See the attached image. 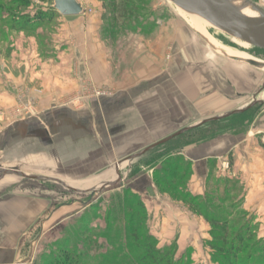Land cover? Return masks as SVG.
<instances>
[{
	"label": "rangeland",
	"instance_id": "374dc122",
	"mask_svg": "<svg viewBox=\"0 0 264 264\" xmlns=\"http://www.w3.org/2000/svg\"><path fill=\"white\" fill-rule=\"evenodd\" d=\"M13 1L0 0V176L3 170L14 168L13 162H9L12 154L5 155L2 151L6 146L8 129L19 123L42 120L48 110H70L78 114L93 112L95 116L97 110H102L103 99L112 98L119 91L130 90L134 86H145L147 92L152 91L148 94L153 95L158 89L164 94L168 90L170 98L173 95V105L177 106L183 97L182 92L189 91L193 113L196 112L194 107L198 102L199 88L202 92L204 89L208 91L213 80L208 73L205 77L207 70L216 67L226 69L231 64H237L243 70L253 68L264 72L216 51L194 29L177 4L170 0H116L115 6L111 0H77L83 12L75 16H63L56 10L55 0H30L28 7H13ZM248 1L264 8V0ZM128 9H132L133 13L127 12ZM16 11L17 14L24 12L31 18L42 12L47 19L43 25L33 22L31 26L35 27L32 30H16L13 26L19 19L10 15ZM200 19L204 33L221 47L264 62V53L258 48L236 40L214 28L204 18ZM254 96V101L264 105V81ZM44 100L48 101V105L45 103L43 108L39 105L43 106ZM210 104L207 100L205 107L208 109L215 105L213 102ZM123 112L124 118L133 117V110L125 109ZM199 122L175 125L174 129L179 128L173 133ZM166 145L148 152L146 159L144 155L122 163L128 157H113L112 166H109L111 170L104 176L106 182H110L106 185L115 184L109 188H103L105 184L100 183L101 179L71 181L70 188L55 182L33 183L29 178L16 174H8L0 180V194L27 190L46 203L35 229L32 228L23 237L25 246L20 258L26 264H47L46 261L53 255L64 252L65 246L76 244L77 248L86 251L82 254L85 258L83 264H105L107 261L102 254L110 250L114 256V251H120V248L119 263L128 264L134 245L127 242V237L136 227L141 234L148 232L153 236L161 250L173 251L176 260H181L183 264H225L221 258L215 257L210 246L213 237L212 226L208 222L209 228L203 230L202 237H182L183 228L195 223L192 210L170 203L171 208H162L159 219L154 216L155 205L148 203L146 197L133 189V179L150 172L157 182H164L159 186L160 190L157 189L162 199L182 202L179 194L167 188L171 184H186L188 188L189 180L173 181L171 176L177 171L176 166L179 178L189 171L182 157L166 151ZM94 152L97 153V150ZM19 154H13V158ZM134 171H138L137 175L131 176ZM12 177L15 182H5ZM27 182L33 185L30 187ZM4 202L5 196H0V204ZM35 207L42 208L40 204ZM215 209L217 214L223 215L218 205ZM171 210L181 213V221L172 219ZM238 214L242 215V211ZM167 216L172 220L164 222ZM130 219H134L132 226ZM242 222V226L248 225L245 223L247 219ZM249 226L257 235L251 245L264 248L259 225L253 220ZM68 239L69 243L66 242ZM255 262L264 264L260 260Z\"/></svg>",
	"mask_w": 264,
	"mask_h": 264
},
{
	"label": "crops",
	"instance_id": "0c3cea01",
	"mask_svg": "<svg viewBox=\"0 0 264 264\" xmlns=\"http://www.w3.org/2000/svg\"><path fill=\"white\" fill-rule=\"evenodd\" d=\"M227 67H216L204 73L205 77L208 73L213 80L210 89H204L205 93L199 88L198 102L194 107L196 112L191 113L189 91L182 92L183 97L177 106L173 105V95L170 98L168 90L164 94L158 89L153 95L148 94L152 91L147 92L145 86H134L130 90L119 91L112 98L103 99L102 110H97L95 116L93 112L78 114L70 110H48L42 120L19 123L6 132V146L2 151L5 155L12 154V159H8L13 162L12 167L20 165L18 168L24 171L27 167L24 172L31 175L55 177L69 188V182L78 180L101 179L102 184L110 183L104 176L111 170L113 157L124 159L145 150L174 134L179 128L174 129L175 125L203 122L253 104L257 88L264 81V72L253 68L243 70L237 64ZM207 100L215 105L207 109ZM43 103L39 106L44 108L48 105L47 100ZM259 105L244 113L199 126L169 141L164 147L174 156L182 157L187 164L189 193L202 197L211 183L218 184L216 188L221 191L229 184L231 197L236 196L240 210L259 225L260 235L264 237V105ZM125 109L133 110L131 119L128 116L124 118ZM13 154L19 155L13 158ZM145 155L146 159L147 153ZM99 173L102 175L94 176ZM15 181L14 177L5 180L6 183ZM132 184L136 193L155 205L154 216L159 219L162 208H171L170 203L189 210L182 202L162 199L150 172L135 177ZM27 185L31 187L33 184L27 182ZM0 196H5V202L0 204V264H26L20 258L25 246L23 237L40 221L46 203L27 190L1 193ZM38 204L42 206L40 210L35 207ZM170 213H173L172 219L181 221V213L177 214L175 210ZM191 213L195 223L183 228L182 237H202L203 230L209 225L203 217ZM170 219L167 216L163 221Z\"/></svg>",
	"mask_w": 264,
	"mask_h": 264
},
{
	"label": "trees",
	"instance_id": "16d2710c",
	"mask_svg": "<svg viewBox=\"0 0 264 264\" xmlns=\"http://www.w3.org/2000/svg\"><path fill=\"white\" fill-rule=\"evenodd\" d=\"M116 5V0H111ZM30 0H14L12 6H23L28 7L30 5ZM2 8V6H0ZM23 9H20L22 11ZM133 13L132 9H128L127 12ZM17 14L13 12L11 17L13 19H19L18 22H15L13 29L16 30H32L34 29L35 23L43 25L47 19L46 14L42 12L39 13L34 18H31L27 14ZM127 16V15H126ZM116 17V16H115ZM52 20V16H50ZM21 21V24L19 23ZM34 22V24H32ZM260 52L264 51L257 49ZM160 147V146H158ZM156 147V148H158ZM174 175L171 176L173 181H186L189 180V172L183 176L178 175V166L175 167ZM138 171L132 172L131 176L137 175ZM180 179V180H179ZM154 182L158 190L159 186L164 184L163 181L160 182L155 179ZM185 183V182H183ZM218 184L211 183L209 189L205 196L194 197L188 192L186 184L177 185L171 184L167 189L173 190L182 198V203L189 207L190 210L195 212L198 216L203 217L211 226H212V237L213 241L211 242V247L215 253V257L221 258L225 264H255L256 260L263 261L264 263V248L259 249L257 245H251L257 237L256 233L251 231L250 223L252 219L248 220L249 217L245 211L240 210L239 204L237 203L236 196L231 197L230 190L232 189L229 184L226 188L221 191L219 188H216ZM181 191V193H180ZM223 193V194H222ZM222 195V196H221ZM215 205H218V210L223 212V215L217 214ZM142 206V204L140 205ZM227 207V211L225 208ZM141 208V207H140ZM141 210H143L141 208ZM239 211H242V215L238 214ZM226 214V217L224 216ZM244 215V216H243ZM241 218L237 219L238 217ZM247 219L248 225L242 226V221ZM238 220V221H237ZM129 224L131 226L134 223V219H130ZM240 227L239 229H237ZM83 235V234H82ZM70 239L66 240L69 243ZM261 241V240H260ZM127 242L134 245V252L131 253V256L128 258V264H183L181 260L177 261L175 253L173 251H164L159 248L157 240L148 234H141V231H138L137 228L131 231V234L127 237ZM98 242H96L97 244ZM76 248H73V247ZM132 246V245H130ZM119 249L113 252L107 251V253L102 254L107 261L105 264H120V255L121 252ZM84 249L77 248V245H67L65 246L64 252L59 255L55 254L52 258L46 261L47 264H83L85 261ZM125 253V252H124ZM117 255V256H115ZM127 261V260H125ZM118 262V263H117ZM91 263V262H90ZM186 264V263H185Z\"/></svg>",
	"mask_w": 264,
	"mask_h": 264
},
{
	"label": "water",
	"instance_id": "95a60500",
	"mask_svg": "<svg viewBox=\"0 0 264 264\" xmlns=\"http://www.w3.org/2000/svg\"><path fill=\"white\" fill-rule=\"evenodd\" d=\"M170 1H173L175 3H178L186 7L189 11L196 13L197 15L204 18L214 28L231 36L232 38L242 41L250 46H253L255 48L264 51V9L258 6L257 4H254L247 0L263 16L262 19H254L245 16L243 13H241L238 9H236L226 0H170ZM55 8L63 16H75V15H80L83 12L81 4L77 0H55ZM257 104L258 102L254 101L253 104H251L247 108L238 110L236 112L227 114L225 116H220L209 120H205L193 126L186 127L180 130L179 132H176L171 136L165 138L164 140L149 146L142 152L135 154L131 157H128L122 163H125L126 161H134L144 156L146 153L150 152L156 147L160 145H164L169 141L175 139L176 137L186 132H189L199 126L211 122L219 121L227 117H230L232 115L244 113L247 110L253 108ZM8 174H16L24 178H32L40 181L43 180L48 182H55L65 187H69L63 181L55 178L31 177L30 175L22 172L18 168H10L9 170H3L2 175L0 176V180L4 179ZM113 186H115V184H111L105 187L103 186V188H109Z\"/></svg>",
	"mask_w": 264,
	"mask_h": 264
},
{
	"label": "bare ground",
	"instance_id": "6f19581e",
	"mask_svg": "<svg viewBox=\"0 0 264 264\" xmlns=\"http://www.w3.org/2000/svg\"><path fill=\"white\" fill-rule=\"evenodd\" d=\"M226 1L229 2L231 5H233L236 9H238L241 13H243L247 17L254 18V19H262L263 18V16L247 0H226ZM176 4H177V7L184 13L185 17L190 20L194 29L199 34L203 35L204 39L207 40L208 43H210L212 45V47L214 46L216 51H218L222 55H225V56L230 57L232 59L234 58L238 61L249 63L252 66H255V67H258V68L264 70V62L263 61L256 60L252 57L240 55V54L232 51L231 49H226V48L224 49L223 47L220 46V44L218 42L210 39L208 37V35L205 34L204 31L202 30V28L200 27L199 20H201L200 18H202V17L197 15L196 13L189 11L186 7H184L178 3H176ZM181 11H180V13H181ZM108 185H111V184H107V185L105 184V186H108Z\"/></svg>",
	"mask_w": 264,
	"mask_h": 264
},
{
	"label": "built area",
	"instance_id": "2783aa9c",
	"mask_svg": "<svg viewBox=\"0 0 264 264\" xmlns=\"http://www.w3.org/2000/svg\"><path fill=\"white\" fill-rule=\"evenodd\" d=\"M99 95H101V94H99ZM101 96H103V95H101Z\"/></svg>",
	"mask_w": 264,
	"mask_h": 264
}]
</instances>
